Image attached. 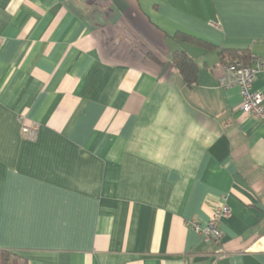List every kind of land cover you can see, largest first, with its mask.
Wrapping results in <instances>:
<instances>
[{
  "label": "crops",
  "instance_id": "obj_1",
  "mask_svg": "<svg viewBox=\"0 0 264 264\" xmlns=\"http://www.w3.org/2000/svg\"><path fill=\"white\" fill-rule=\"evenodd\" d=\"M243 52L264 62V0H0V248L28 264H264V123L219 84ZM224 201L217 246L191 223Z\"/></svg>",
  "mask_w": 264,
  "mask_h": 264
},
{
  "label": "built area",
  "instance_id": "obj_2",
  "mask_svg": "<svg viewBox=\"0 0 264 264\" xmlns=\"http://www.w3.org/2000/svg\"><path fill=\"white\" fill-rule=\"evenodd\" d=\"M264 68L262 60L256 61V66L245 65L236 62L227 65L226 70L219 79V84L223 87L238 86L241 94V111L249 116L261 120L264 123V95L262 92L253 89V83L257 78L260 70ZM38 127L34 125L23 126V131L27 138L35 140L38 135ZM231 213L229 205L224 201L218 206L206 225L201 227L196 222H192L193 229L202 234L205 238L211 240L215 245L220 246L223 243L224 234L221 230L220 223Z\"/></svg>",
  "mask_w": 264,
  "mask_h": 264
},
{
  "label": "trees",
  "instance_id": "obj_3",
  "mask_svg": "<svg viewBox=\"0 0 264 264\" xmlns=\"http://www.w3.org/2000/svg\"><path fill=\"white\" fill-rule=\"evenodd\" d=\"M187 39L193 40L191 37ZM221 54H224V52H221ZM247 55L246 52H243L241 55H234L229 58L226 64L241 62L245 65H251L250 58ZM173 63L187 83L192 84L195 82L198 76V67L191 56L185 51H176L173 56ZM0 264H28V262L22 256L12 251L0 248Z\"/></svg>",
  "mask_w": 264,
  "mask_h": 264
}]
</instances>
